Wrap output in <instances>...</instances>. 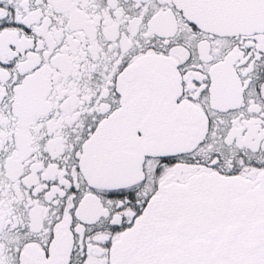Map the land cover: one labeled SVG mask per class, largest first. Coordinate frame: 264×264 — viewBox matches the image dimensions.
Listing matches in <instances>:
<instances>
[{"label": "snow or ice", "instance_id": "obj_1", "mask_svg": "<svg viewBox=\"0 0 264 264\" xmlns=\"http://www.w3.org/2000/svg\"><path fill=\"white\" fill-rule=\"evenodd\" d=\"M0 264H264V0H0Z\"/></svg>", "mask_w": 264, "mask_h": 264}]
</instances>
